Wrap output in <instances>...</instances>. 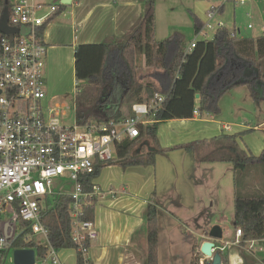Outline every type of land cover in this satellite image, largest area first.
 <instances>
[{"label": "trees", "instance_id": "16d2710c", "mask_svg": "<svg viewBox=\"0 0 264 264\" xmlns=\"http://www.w3.org/2000/svg\"><path fill=\"white\" fill-rule=\"evenodd\" d=\"M157 1L141 0L142 16L123 37L109 38L100 44L80 45L75 49V77L77 88H81V93L75 97L78 122L121 121L132 115L131 108L134 104L150 101L155 94L167 97L152 117V123L141 127L138 138L125 140L117 145L115 160L106 166L98 164L92 175L82 178L84 191L92 193L95 190V179L108 166L116 165L123 169L155 166L160 154L179 149L196 154V149L209 143L212 150L199 162L233 165L234 228L242 230L244 241L264 239V194L246 196L239 190V178L249 166H264V152L260 156L246 154L236 142L240 135H221L209 142H194L170 150L161 148L158 140V128L163 122L192 119L196 109L199 115L208 113L217 116L220 112V99L233 89L248 87L255 101L264 100V35L240 38L224 26L216 30L213 39L197 41L193 51L186 55L183 46L185 37L180 32L163 41H156ZM6 6L11 11V0L8 5L6 0H0V14ZM202 28L203 25L195 17V32L198 34ZM44 30L45 25L37 30L40 42L43 40ZM138 55H143L145 67L152 70L149 76L151 80L144 84V78L139 74ZM80 82L85 84L80 85ZM196 95L200 96L199 100ZM126 102L132 103L124 111L122 105ZM144 144L148 145L145 154L136 149L138 145ZM243 185H246L245 182ZM90 201L92 206L85 208L82 220H95L96 200L92 198ZM72 203L71 197L61 195L54 200L47 198L42 205V223L49 230V245L38 244L34 240L26 242L28 232H22L24 224H21L12 248L32 249L43 260L47 258L51 248L55 251L74 249L77 251V264H84L72 237ZM161 213L154 201L148 203L145 211L146 264H159ZM194 264H199L198 256L195 257Z\"/></svg>", "mask_w": 264, "mask_h": 264}, {"label": "built area", "instance_id": "2783aa9c", "mask_svg": "<svg viewBox=\"0 0 264 264\" xmlns=\"http://www.w3.org/2000/svg\"><path fill=\"white\" fill-rule=\"evenodd\" d=\"M44 9L35 0H18L9 11V25L26 27L30 33L0 36V263L5 262L21 224L22 232H28L26 242L41 244V237L49 245L42 205L47 198L67 195L73 201V242L84 264H90V248L99 232L95 221L82 218L85 208L92 206L90 200L97 203L100 190L96 186L92 193L85 192L81 180L92 175L98 164L106 166L115 160L118 144L138 138L141 127L152 123L167 97L155 94L150 101L134 104L132 115L121 121L80 123L76 117L73 125L63 124L65 107H51L45 101L47 47L39 41L37 30L57 8L40 15ZM219 12L218 6L210 7L202 32L215 28ZM221 27L220 22L216 28ZM195 47L196 42H192L185 54ZM78 93L81 88L76 87ZM194 115L199 116L197 109ZM66 184L71 185V192L62 190ZM6 225L10 239L4 234ZM243 238L242 230L236 229L235 241L214 246L212 253L221 254L233 246L244 249L245 244L249 252L264 253V239ZM56 252L53 248L49 252L54 264H58ZM202 264H212V257L205 256Z\"/></svg>", "mask_w": 264, "mask_h": 264}, {"label": "crops", "instance_id": "0c3cea01", "mask_svg": "<svg viewBox=\"0 0 264 264\" xmlns=\"http://www.w3.org/2000/svg\"><path fill=\"white\" fill-rule=\"evenodd\" d=\"M17 1L11 0L12 4ZM63 1L35 0V3L46 8L40 12V15L46 14L49 8L53 6L57 8L50 21L44 24L45 30L42 37V42L47 47L45 77L46 87L49 89L47 101L51 104L57 98H61L71 92L75 93L74 98L76 97L77 80L75 77L74 53L78 46L100 44L109 38L123 37L141 18L143 13L141 0H68L70 4L67 5L63 4ZM239 1L244 3L246 0H228L227 2L224 0H192L187 5L189 14L188 27L183 28V31L181 30L182 34L185 35L187 31H193L194 38L191 43L199 41V36L201 35L206 37L205 31L202 32V30L207 22V12L212 5H216L219 7L220 12L214 23L215 28L221 22L223 26L232 30L238 37L245 38L242 35V28L237 24L236 3ZM158 3L159 0L156 3L155 10V36L159 33ZM195 17L199 24L203 25L202 30L198 34L194 29ZM250 26L252 25H248V28ZM249 29H254V27L252 26ZM261 35L264 34L259 33L253 35L252 38H257ZM187 47L186 45L184 50ZM236 111H240L239 106H236ZM234 128L238 129L235 130ZM258 131L264 132V123L255 127H252L246 121L239 124H224L214 119H205L202 115H194L192 119L169 120L161 123L158 128V140L161 148L170 150L194 142H209L221 135H240L236 140L240 149L248 155L260 156L264 152V135L258 134ZM203 148L205 149L204 152L206 151L207 153L212 150L209 143L203 145ZM144 167V171L148 169L149 173H152L150 169L152 166L129 167L127 169H143ZM262 173V175H257L255 170L251 172V175L255 174L254 178H251L252 181L254 180L253 185L256 186L254 188L255 192H264V171ZM140 177L142 181H145L146 175L140 173ZM249 182L247 181L248 185L250 184ZM95 184L100 190L99 193H101V188L97 183ZM141 184L139 190H134L131 187L130 193H127V188L125 187L121 190L122 195L112 188L101 194L102 199L110 196L112 201L109 202L110 207L104 208V206V210L102 208L104 212L99 213L98 216L95 209L94 221L98 227L99 236L97 240L92 242L90 248V261L92 264H146L147 232L145 211L151 191L147 190L148 187L145 183L142 182ZM248 191L250 190L248 189ZM155 194H153L154 199L151 201H154L162 210L159 200L158 202L155 201ZM235 231L236 229L234 228L232 240L224 241V237H222L221 240L209 239L207 241H212L215 246L222 247V243H233L235 241ZM205 237H209V232H204L201 235L202 239ZM204 242L206 240L200 242L199 248H195L194 244V256L199 257V264L204 262V257H200V248ZM221 254L224 264H264V253L249 252L246 244L244 249L233 246ZM49 256L50 254L47 255L46 261H52ZM56 258L58 264H77V251L74 249H63L56 252ZM38 259L36 256V263ZM46 261L44 263H47ZM52 264H54L53 261Z\"/></svg>", "mask_w": 264, "mask_h": 264}, {"label": "rangeland", "instance_id": "374dc122", "mask_svg": "<svg viewBox=\"0 0 264 264\" xmlns=\"http://www.w3.org/2000/svg\"><path fill=\"white\" fill-rule=\"evenodd\" d=\"M191 1L159 0V33L155 36L157 42L163 41L177 31L180 32L183 28L188 27L187 5ZM236 10L237 24L242 28V35L245 38H252L253 35L259 33L264 34L262 30V26H264V0H246L244 3L239 1L236 3ZM248 25H252L254 29H249ZM173 26L174 28H172ZM216 29L205 30L204 33L207 36H199V41L213 39ZM184 37L183 46H189L194 38L193 31H187ZM137 63L139 74L144 78L142 84L146 83L147 80L150 81L151 77L149 76L152 70L145 67L143 55H138ZM84 84L80 82V85ZM77 85L78 83L76 87ZM45 90L46 96H48V87ZM74 96L75 93L73 92L68 95L65 94L61 98H57L52 104L47 101V97L45 98L46 103L51 107L55 104L65 107V115L61 117L63 124L73 125L76 120ZM131 103L126 102L122 105V109L128 110ZM236 106L240 107V111H236ZM219 108L220 112L217 116L204 113L203 117L224 124H239L246 121L252 127L264 123V100L255 101L248 87H239L226 93L219 101ZM258 132V134L264 135L263 131ZM136 149L145 154L148 145H138ZM204 150V148H198L195 151L196 154L184 149L160 154L157 156L156 165L150 168L153 174H150L148 169L144 171L145 167L143 169H123L121 166L114 165L105 168L101 172L100 178L95 179V183L102 190L97 197V216L104 212V208L110 207L111 197L101 198V194H104L106 190L112 188L122 195V188L126 187L127 193H130L131 187L134 190H139L143 182L148 187L147 190L151 191V196L148 198L149 202L154 199L153 194L156 193L155 201L158 202L159 200L162 209L159 217L160 264H193L195 260L194 244L198 247L202 240H209V237L202 239L201 235L204 232H210L216 226L223 229L224 241L232 240L234 233L233 165L222 162L200 163V159L207 154ZM246 170V173H242L239 178L240 193L246 196L263 194L264 192H255L256 186L253 185L254 180H251L255 174L251 175V172L255 170L257 175H262L264 166L261 164L251 165ZM140 173L146 175L145 181H142ZM247 181H250L249 185ZM244 182L246 185H243ZM62 190L71 192L72 187L70 184H66ZM39 238L41 244L45 245V240ZM14 251L15 248L9 250L4 264H14ZM49 259H52V256H49ZM45 261L46 259H38L36 264H52L51 260L46 261L47 263H44Z\"/></svg>", "mask_w": 264, "mask_h": 264}, {"label": "water", "instance_id": "95a60500", "mask_svg": "<svg viewBox=\"0 0 264 264\" xmlns=\"http://www.w3.org/2000/svg\"><path fill=\"white\" fill-rule=\"evenodd\" d=\"M9 0H6L8 5ZM63 4H70L68 0H64ZM0 33L2 35L10 36L15 34L29 35L30 31L26 27L17 28L9 25V8L6 6L1 14L0 18ZM196 99L199 100L200 96L196 95ZM8 225L5 226L4 234L7 239H10V235L7 234ZM223 237L222 228L216 226L209 232L210 240H221ZM12 246V243L9 244ZM215 244L212 241H206L201 245L200 253L205 257H212V264H224L223 258L219 252L213 254L212 249ZM14 264H35L36 263V252L32 249H17L13 253Z\"/></svg>", "mask_w": 264, "mask_h": 264}]
</instances>
